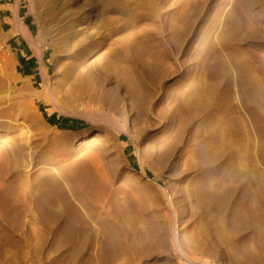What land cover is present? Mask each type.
<instances>
[{"label": "rangeland", "instance_id": "374dc122", "mask_svg": "<svg viewBox=\"0 0 264 264\" xmlns=\"http://www.w3.org/2000/svg\"><path fill=\"white\" fill-rule=\"evenodd\" d=\"M261 100L264 0H0V264H264Z\"/></svg>", "mask_w": 264, "mask_h": 264}, {"label": "bare ground", "instance_id": "6f19581e", "mask_svg": "<svg viewBox=\"0 0 264 264\" xmlns=\"http://www.w3.org/2000/svg\"><path fill=\"white\" fill-rule=\"evenodd\" d=\"M65 40H67L68 42L70 41V38L68 37V38H65ZM63 46H65V45H68L67 44V42H65V44H62ZM65 49V48H64ZM69 69V70H68ZM68 69H67V71L65 72V74L62 76V79L63 80H67V79H69L71 76H73L74 75V72L76 71L75 69H76V67L75 66H70V67H68ZM82 72L84 71V69H82L81 70ZM85 73V72H84ZM82 76H83V74H82ZM254 80L256 81V82H259L260 80H261V78H257L255 75H254ZM45 82V81H44ZM45 84H46V86H47V91H46V93H47V95L48 96H50L51 95V93L49 92L50 91V89H49V86H48V83L47 82H45ZM49 90V91H48ZM47 95L45 94V96L44 97H47ZM257 108L259 109V110H261V111H263L264 112V100H261L260 101V103L258 104V106H257ZM114 127V126H113ZM115 128V127H114ZM121 131L122 130H119L118 132H117V137L119 138V135L121 134ZM92 133V131H87V132H82V134H81V136H84L85 134H91ZM140 169H141V172H138L136 169H132V172L135 174L134 175V177L132 178V180L133 181H136L137 179V177H142V178H146L147 180H149L148 178H147V172H145V170H144V164H140ZM136 177V178H135Z\"/></svg>", "mask_w": 264, "mask_h": 264}]
</instances>
